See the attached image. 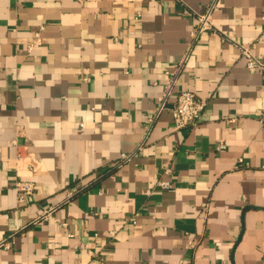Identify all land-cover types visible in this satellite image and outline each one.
<instances>
[{
	"label": "crops",
	"instance_id": "1",
	"mask_svg": "<svg viewBox=\"0 0 264 264\" xmlns=\"http://www.w3.org/2000/svg\"><path fill=\"white\" fill-rule=\"evenodd\" d=\"M244 47L264 63V0H0V264H264V76ZM183 90L205 106L175 128Z\"/></svg>",
	"mask_w": 264,
	"mask_h": 264
},
{
	"label": "built area",
	"instance_id": "2",
	"mask_svg": "<svg viewBox=\"0 0 264 264\" xmlns=\"http://www.w3.org/2000/svg\"><path fill=\"white\" fill-rule=\"evenodd\" d=\"M214 6V2H211L207 11L199 16V22L197 27L192 31V37L195 38L203 30L210 28V15L211 10ZM140 15H137V18ZM244 54L248 57V65L253 68H258L263 72L264 76V63L256 58L248 48H243ZM180 69V65L176 67V71ZM176 71L172 78L170 79L167 88L164 94L159 98V105L156 111L153 112L151 119L157 115L160 111L165 108H168L169 96L172 94L174 84L176 82ZM205 106V101L200 99L195 92L190 90H183L176 94V98L173 101L172 105V115H173V125L175 128H184L196 125L203 108ZM260 121L264 123V114L261 115ZM223 146V144H221ZM130 157V154H122L121 159L112 163L114 166L121 165L125 160ZM166 171H170L166 169ZM157 184L160 187L168 188L171 185V182L168 180L160 179L157 181ZM14 188L17 192L18 203L21 205L28 204L30 201L31 195L34 193L35 184L32 180L24 178H16L14 182ZM72 194V193H71ZM4 245H8V241L2 242ZM174 264H193L191 261L181 258L177 260Z\"/></svg>",
	"mask_w": 264,
	"mask_h": 264
}]
</instances>
